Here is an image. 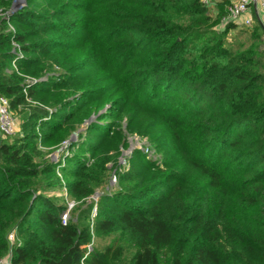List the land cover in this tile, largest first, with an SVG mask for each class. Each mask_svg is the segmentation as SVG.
<instances>
[{
    "label": "trees",
    "instance_id": "trees-1",
    "mask_svg": "<svg viewBox=\"0 0 264 264\" xmlns=\"http://www.w3.org/2000/svg\"><path fill=\"white\" fill-rule=\"evenodd\" d=\"M214 1L26 0L0 17V94L24 115L0 136V259L14 233L12 264H264V31L231 45ZM128 135L154 156L121 166Z\"/></svg>",
    "mask_w": 264,
    "mask_h": 264
},
{
    "label": "built area",
    "instance_id": "built-area-1",
    "mask_svg": "<svg viewBox=\"0 0 264 264\" xmlns=\"http://www.w3.org/2000/svg\"><path fill=\"white\" fill-rule=\"evenodd\" d=\"M23 0H11V3L20 2L22 3ZM229 3L226 6V15L221 20V28L225 25L232 23L237 26L243 27L245 29H249L254 24L253 19V7H258L264 13V0H228ZM214 0H202V3L206 6L214 7ZM11 14V9L9 11L4 10L1 6L0 0V17L8 18ZM12 29V27H10ZM230 35V34H229ZM263 57H264V41H263ZM34 80H29L28 83H34ZM19 129L17 128V121L13 111L10 109L9 100L0 94V136L5 139H12L19 135ZM68 146V142H63L61 148L56 150L52 158L54 160H58L61 155L66 151ZM115 178L113 177V182ZM65 191V189H64ZM66 193V192H65ZM66 195V194H65ZM73 204H68V209L65 213L61 216L62 225H66L68 219V212L72 208ZM95 212V209L93 210ZM7 241L9 246L11 247L8 253L0 259V264H12L11 257H12V247L15 245V238L14 233H10L7 236ZM92 250V244L86 246V252L82 261L88 256L90 251Z\"/></svg>",
    "mask_w": 264,
    "mask_h": 264
},
{
    "label": "rangeland",
    "instance_id": "rangeland-1",
    "mask_svg": "<svg viewBox=\"0 0 264 264\" xmlns=\"http://www.w3.org/2000/svg\"><path fill=\"white\" fill-rule=\"evenodd\" d=\"M253 27H255L254 24H253V26L251 28H249V30L250 29H253ZM249 30L248 29H245L243 27H240V26H237L236 28L232 29L231 34L227 38L228 43H230L233 46H236L237 41L243 39L245 37L246 33ZM13 113H14L15 118H16V121H17V128L19 129V132H21L20 131L21 130L20 129V123H21L24 115L21 112H13ZM7 140L10 141L11 139H7ZM127 141L129 142V146H128L127 150L123 151L122 154H121V157H120V164H121V166L124 165L127 168V163H126L127 157L130 156V154H131L132 151H134L136 149H139V148H143V151L144 152L148 153L150 156H152V155L154 156L153 150L149 149L150 147H149V144L147 142V138L146 137L140 138L137 135H128L127 136ZM129 149H131L130 152H128ZM51 158H52V156H51ZM155 158L156 157H153V159H155ZM58 159H60V158L58 157ZM113 177L115 178V176L112 175V178H111V181H110V188H112V186L115 185V183H116V179L113 182ZM55 194L57 196H62V195L64 196L66 193H65V191L63 189L61 192H55Z\"/></svg>",
    "mask_w": 264,
    "mask_h": 264
},
{
    "label": "water",
    "instance_id": "water-1",
    "mask_svg": "<svg viewBox=\"0 0 264 264\" xmlns=\"http://www.w3.org/2000/svg\"><path fill=\"white\" fill-rule=\"evenodd\" d=\"M25 5H26V0H23L22 3H20V2H15V3H13V4L11 5V12H15L16 10H18V9H20V8H22V7H24ZM91 119H92V117H91L90 120L87 121L86 123L90 122ZM76 135H77V134H72V135L69 137L68 141H69V142L75 141V140H76ZM130 151H131V149L128 150V152H130ZM98 198H99V193L97 192V193H95V195L93 196V199H94L95 201H97Z\"/></svg>",
    "mask_w": 264,
    "mask_h": 264
},
{
    "label": "crops",
    "instance_id": "crops-1",
    "mask_svg": "<svg viewBox=\"0 0 264 264\" xmlns=\"http://www.w3.org/2000/svg\"><path fill=\"white\" fill-rule=\"evenodd\" d=\"M254 26L260 25L264 31V13L256 6L253 7ZM232 32V31H231ZM231 32L229 34H231Z\"/></svg>",
    "mask_w": 264,
    "mask_h": 264
}]
</instances>
